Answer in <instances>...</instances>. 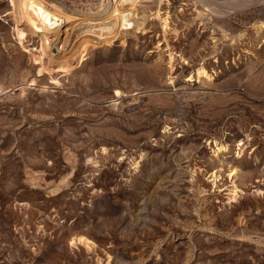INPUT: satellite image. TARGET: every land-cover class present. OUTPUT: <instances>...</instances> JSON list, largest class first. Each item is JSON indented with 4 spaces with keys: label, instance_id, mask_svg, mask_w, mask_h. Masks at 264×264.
<instances>
[{
    "label": "rangeland",
    "instance_id": "374dc122",
    "mask_svg": "<svg viewBox=\"0 0 264 264\" xmlns=\"http://www.w3.org/2000/svg\"><path fill=\"white\" fill-rule=\"evenodd\" d=\"M48 1L46 51L0 0V264H264V0Z\"/></svg>",
    "mask_w": 264,
    "mask_h": 264
},
{
    "label": "bare ground",
    "instance_id": "6f19581e",
    "mask_svg": "<svg viewBox=\"0 0 264 264\" xmlns=\"http://www.w3.org/2000/svg\"><path fill=\"white\" fill-rule=\"evenodd\" d=\"M124 1L125 0H107V3L104 5L103 8L105 10L109 9L110 11H109L108 14H110V15H112L114 17L115 14L119 12V9L122 6ZM10 2H11V5H12V12H13V15H14V18H15V21H16L15 22L16 23V35H17L16 37L18 38V40L21 42L22 39L25 37V35H26L25 27H26L28 29H31V31H33V32H37L42 37L41 40L44 41L43 43H44L45 46L42 44L43 46H41V47H44L46 51H47L46 48L50 46V39L52 38V36L49 35L50 29L51 28L53 29V26L56 25L59 21L60 22H65V21H70V20L75 19L74 16L64 12L59 7V5L57 6L56 4H54L53 2H50L48 0H10ZM245 3H247V2H245ZM243 5H245V4H243ZM20 23H21V25L18 26V24H20ZM99 23H100V20H99ZM87 25H88L89 28L87 30H85V31L83 30V32L81 33L82 37L78 41L79 43L76 45V50L74 51L73 58L82 57L84 51L87 48V45H89L90 41L87 40L85 38V36H89V35L91 36V35L95 34L96 32H98L101 35L104 34V33H107V34L110 33V35H111V32L114 30V27H115V26L110 27V25H109V27L102 28L99 31H97V30L91 28L92 25L90 23H88ZM116 27H117V25H116ZM121 32H122V30H121ZM116 33H117V31H116ZM107 36H109V35H107ZM56 37H57V35H55L53 37V39L55 40ZM94 38H93V40H94ZM51 44H53V43H51ZM42 50H41V52H42ZM48 54H50V53H48ZM71 59H69V60H71ZM70 67H71V61H69L65 65H60V67L58 69H56V70H58V71H68L70 69ZM82 237H84V236H82ZM84 239H85V237H84ZM82 241L84 242V240H82Z\"/></svg>",
    "mask_w": 264,
    "mask_h": 264
}]
</instances>
